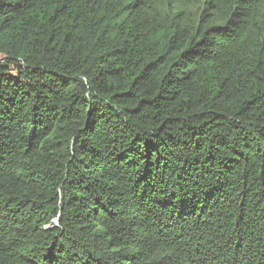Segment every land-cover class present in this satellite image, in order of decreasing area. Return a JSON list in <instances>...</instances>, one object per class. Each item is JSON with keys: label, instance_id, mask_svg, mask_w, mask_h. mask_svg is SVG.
I'll return each instance as SVG.
<instances>
[{"label": "trees", "instance_id": "trees-1", "mask_svg": "<svg viewBox=\"0 0 264 264\" xmlns=\"http://www.w3.org/2000/svg\"><path fill=\"white\" fill-rule=\"evenodd\" d=\"M0 264H264V0H0Z\"/></svg>", "mask_w": 264, "mask_h": 264}]
</instances>
